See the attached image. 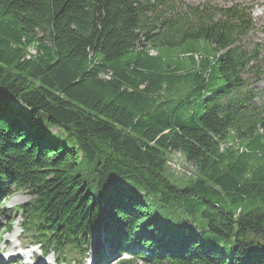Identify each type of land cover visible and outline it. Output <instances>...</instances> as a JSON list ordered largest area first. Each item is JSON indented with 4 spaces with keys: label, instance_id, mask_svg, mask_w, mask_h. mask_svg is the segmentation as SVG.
Here are the masks:
<instances>
[{
    "label": "trees",
    "instance_id": "obj_1",
    "mask_svg": "<svg viewBox=\"0 0 264 264\" xmlns=\"http://www.w3.org/2000/svg\"><path fill=\"white\" fill-rule=\"evenodd\" d=\"M254 28L238 4L0 0V198L30 196L24 232L74 262L102 232L135 258L115 264H264Z\"/></svg>",
    "mask_w": 264,
    "mask_h": 264
},
{
    "label": "rangeland",
    "instance_id": "obj_2",
    "mask_svg": "<svg viewBox=\"0 0 264 264\" xmlns=\"http://www.w3.org/2000/svg\"><path fill=\"white\" fill-rule=\"evenodd\" d=\"M178 5H198L202 3H207L211 6L215 7H225L231 6L235 4L242 5L248 8V11L251 15V18L254 22L255 28L248 35L249 41H262L264 40V0H177ZM181 52V51H180ZM31 54L35 52L31 50ZM201 57V56H200ZM172 160L170 162L171 167H173L175 177L182 179L183 175H187L188 171H191L188 165L184 162L179 154H175L172 156ZM188 170V171H187ZM186 172V173H185ZM30 201V196L24 192L20 191L14 194L13 197H10L7 202H3L0 204V251L5 247L8 249L12 247V249L17 248V246L22 247H31L32 238L28 233L22 232V219L21 216H17L16 208L21 205L26 204ZM15 215L18 217L15 218ZM17 219L14 223L10 225L9 219ZM10 226V232L5 233V228L7 229ZM18 235L19 239H13L14 235ZM98 236L94 234L92 236V241ZM26 243V244H25ZM96 248L101 249V245L96 244ZM31 249V248H30ZM34 250V249H33ZM77 255V254H74ZM41 256V251L38 250V255ZM79 257V256H77ZM86 259V258H85ZM44 264H55L58 262L59 264H63L61 260L57 259L56 255H50L47 258L41 260ZM69 261V257H68ZM28 264V263H26ZM31 264V263H30Z\"/></svg>",
    "mask_w": 264,
    "mask_h": 264
},
{
    "label": "bare ground",
    "instance_id": "obj_3",
    "mask_svg": "<svg viewBox=\"0 0 264 264\" xmlns=\"http://www.w3.org/2000/svg\"><path fill=\"white\" fill-rule=\"evenodd\" d=\"M13 239H16V241H18L17 239H19V236L15 234V235L13 236ZM25 244H26V243H25ZM18 247H22V246L19 245V246H17V248H15V249H18ZM8 249H9L10 251H11V250H15V249H12V247H10V248H8ZM31 264H36V263H31Z\"/></svg>",
    "mask_w": 264,
    "mask_h": 264
}]
</instances>
